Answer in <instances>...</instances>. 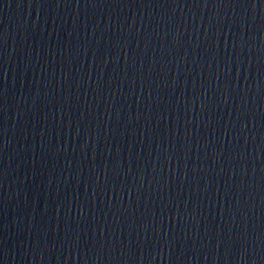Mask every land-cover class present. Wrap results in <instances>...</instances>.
<instances>
[{"label": "water", "instance_id": "95a60500", "mask_svg": "<svg viewBox=\"0 0 264 264\" xmlns=\"http://www.w3.org/2000/svg\"><path fill=\"white\" fill-rule=\"evenodd\" d=\"M0 264H264V0H0Z\"/></svg>", "mask_w": 264, "mask_h": 264}]
</instances>
